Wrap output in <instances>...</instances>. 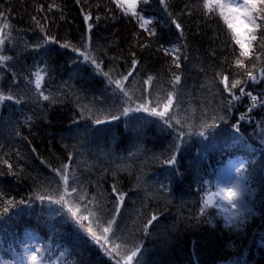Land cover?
Instances as JSON below:
<instances>
[{"label":"trees","instance_id":"trees-1","mask_svg":"<svg viewBox=\"0 0 264 264\" xmlns=\"http://www.w3.org/2000/svg\"><path fill=\"white\" fill-rule=\"evenodd\" d=\"M201 4L138 3L152 21L145 31L113 0H0L10 25L0 55L11 57L0 63V93L15 98L0 102V161L12 165L0 163V260L19 264L25 247L36 246L44 264H116L114 245L121 256L139 245L140 264H264V103L253 107L239 91L264 99V55L256 60L254 41L240 58L245 68H237L239 46ZM38 71L50 100L30 83ZM223 75L246 81L232 90L238 100L224 91ZM123 76L127 103L109 83ZM169 92L174 101L163 118L123 114L138 105L162 110ZM232 162L248 189L242 225L215 208L200 214L201 198ZM64 165L70 194L54 171ZM119 194L109 242L97 243L88 229L103 234Z\"/></svg>","mask_w":264,"mask_h":264},{"label":"snow or ice","instance_id":"snow-or-ice-1","mask_svg":"<svg viewBox=\"0 0 264 264\" xmlns=\"http://www.w3.org/2000/svg\"><path fill=\"white\" fill-rule=\"evenodd\" d=\"M116 3V6L122 11L125 16H133L138 18L140 23V27L145 31H149L146 25L152 23L150 19H147L141 12L137 11L138 3H142L147 5L150 3V0H113ZM161 4H164V0H160ZM55 5H49V11ZM200 8L204 14V16L208 19L213 18L214 15L219 16L224 24L227 26V29L231 32V39L234 41L235 45H238L240 48L239 57L235 60V66L237 68H245L244 62L240 58H248L250 56L249 47L252 42H257L259 46V51L256 55V60L259 61L261 56L264 55V0H202V4ZM39 10H43V6ZM0 17L3 19L0 20V51H2L5 42L8 40L10 33L7 31L10 25L7 22V16L0 12ZM90 16H85V21L89 20ZM35 20V17H33ZM39 23V21H37ZM173 23H176L173 21ZM91 27V25H89ZM181 26L176 23V28L179 29ZM259 32V36L257 35ZM154 34V30L151 32ZM66 47V45H65ZM176 51H179V48H176ZM83 55V53H81ZM86 59H91V57L86 56ZM11 57L0 55V63L10 60ZM179 57L174 61L177 67H180ZM95 63V61H92ZM136 61H133V66H135ZM255 67V65H253ZM99 69V65H97ZM35 80L30 81V83H34L36 92L43 100H50L49 95H45L43 91H41V84L43 80V75L38 71L35 74ZM107 75V74H105ZM132 72L128 73V76H131ZM220 75V74H218ZM248 81L259 82L257 75H254L252 71L246 72ZM128 76H123L121 79L112 80L109 77V83L115 84L116 89H118L123 96L126 97L125 103L132 101V96L130 95L128 89L126 88L124 81H127ZM259 78L264 79V67L259 69ZM152 77L149 76L145 81V84H151ZM180 76L174 75V84L179 83ZM246 81L241 80H233L231 83L229 82V77L227 75H223L220 79V83L224 86V91L228 92L233 100H238L240 97L236 96L232 91L236 89L242 83ZM241 96L247 95L251 98L253 102V107L256 106L257 103H264V99H258V97L253 96L251 92L245 93L244 88L240 87L239 89ZM15 98L12 95L5 96L3 93H0V102L4 100H14ZM174 101V93L169 92L166 97V103L163 104L162 110H157L153 108L149 110L146 105H138L135 109L132 108H124L123 114H127L129 111H150L151 115L159 116L163 118L169 112L170 108L173 105ZM19 103V100L16 101ZM159 107V105L157 106ZM251 110V109H250ZM113 119H118V117H112ZM243 118V117H242ZM96 124H101L103 121L97 119L95 121ZM179 123V121H177ZM0 163H4L8 166L9 169L12 168L11 164H8L7 160L0 161ZM167 163L172 164L175 163V156L171 157ZM58 176H60L61 181L64 184V190L68 193L69 188V171L68 165H64L61 169H54ZM3 173H0L2 175ZM113 191L115 192V186H113ZM71 193H77V188L72 187ZM70 194V193H68ZM3 193H0L2 196ZM248 196V189L245 188L241 183H232L230 185H222L221 183H217L215 185V191L211 189L206 190L204 196L201 198V208L200 214L204 215L209 208L217 209V215L220 213H224V219L230 225L234 221H239L240 225L243 224V220L246 213L251 212V208L248 206V202L246 197ZM83 195L80 196V199H84ZM63 199V197H61ZM124 200V194H119L117 197V204L115 208V213L113 214L112 219L107 221V226L102 228V235L97 236L96 232L92 230L90 227L88 231L91 233L94 239H96L97 243L100 240H104L105 244L109 242L108 233L113 232V225L116 223V217L119 215L120 206L122 205ZM91 202V201H90ZM7 204H12L11 200L6 202ZM4 211L7 212V207L4 208ZM76 215V213H73ZM83 219H87V217H83ZM157 217L152 215L151 218L145 224V229L148 228L149 225L155 221ZM120 245H114V248L109 250V254L114 253L115 257H120L116 260V264H133V261L136 260V264H140V261L137 259L138 254L141 252V248L139 245L135 246L131 249L130 253H127L121 256V253L118 251ZM0 264H12V262H6L0 260ZM19 264H44V256L40 247L33 246L31 249L25 247L24 254L20 258Z\"/></svg>","mask_w":264,"mask_h":264},{"label":"rangeland","instance_id":"rangeland-1","mask_svg":"<svg viewBox=\"0 0 264 264\" xmlns=\"http://www.w3.org/2000/svg\"><path fill=\"white\" fill-rule=\"evenodd\" d=\"M241 183V178L237 173V166L235 162H232L222 173L221 180L219 183L222 185H230L232 183ZM243 185V184H242ZM244 186V185H243ZM245 187V186H244Z\"/></svg>","mask_w":264,"mask_h":264}]
</instances>
